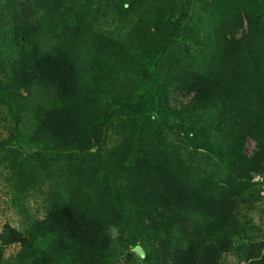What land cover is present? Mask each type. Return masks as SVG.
I'll return each instance as SVG.
<instances>
[{"label":"trees","instance_id":"trees-1","mask_svg":"<svg viewBox=\"0 0 264 264\" xmlns=\"http://www.w3.org/2000/svg\"><path fill=\"white\" fill-rule=\"evenodd\" d=\"M83 1H0V264H264L262 14Z\"/></svg>","mask_w":264,"mask_h":264},{"label":"rangeland","instance_id":"rangeland-1","mask_svg":"<svg viewBox=\"0 0 264 264\" xmlns=\"http://www.w3.org/2000/svg\"><path fill=\"white\" fill-rule=\"evenodd\" d=\"M1 1V0H0ZM64 2H67L68 0H63ZM228 10L230 13L233 14H243L246 10L252 9L258 11V13L262 14L263 20H264V0H228ZM81 3L84 5L83 0H72V2H67V4H71L72 7L79 8L81 6ZM79 10V9H76ZM242 34L239 33V36ZM175 46H173V49ZM184 103H186L189 98H181ZM174 104V103H173ZM175 135V136H174ZM174 139L180 144L182 143V137L177 136V134H174ZM186 143V142H185ZM188 144V143H187ZM191 148V147H190ZM255 149V143L253 141H250L247 147V152L249 155L253 153ZM205 150V149H201ZM128 163L132 166L135 163V156L131 154L128 158ZM254 182L261 183L263 182V177L256 176L254 178ZM264 195V191L262 193ZM258 212L254 213V216L257 217ZM6 224H10L18 229H22L24 226L23 223V217L18 212V210L13 207L10 196L8 195V187L6 186L3 178H0V230L2 227ZM16 248H11L8 251V255L16 253ZM224 264H237L236 260L233 256L229 255L225 258Z\"/></svg>","mask_w":264,"mask_h":264}]
</instances>
